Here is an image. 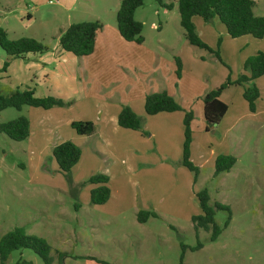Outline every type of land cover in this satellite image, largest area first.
<instances>
[{
	"label": "rangeland",
	"instance_id": "1",
	"mask_svg": "<svg viewBox=\"0 0 264 264\" xmlns=\"http://www.w3.org/2000/svg\"><path fill=\"white\" fill-rule=\"evenodd\" d=\"M121 1L60 0L59 4H48L47 0H0V28L9 40L30 38L52 45L69 25L98 21L116 41V60L110 68L116 81H121V74L130 82L158 80V73L151 74L156 62L136 63L139 56L143 58L149 52L156 53V58L166 61L167 66H173L175 57L179 61L182 57L187 75L181 96L188 103L193 87L202 92L216 89L227 77L234 82L241 74H248L243 69L248 58L264 53V38L232 39L218 19L204 23L199 17L192 22L211 52L190 46L179 24L178 0H162L172 5L170 10L155 0H145L134 13V20L142 25L144 41L141 45L126 43L116 29ZM252 1L253 15L264 16V0ZM186 44L188 51L184 49ZM3 52L0 48V56ZM77 60L84 68L87 62V74L103 72L101 61ZM3 76L0 74V78ZM251 83L260 92L253 113L243 99L246 85H232L221 94L227 111L220 122L208 133L200 124L192 132L190 161L198 169L196 180L183 169L192 179V189L184 186L180 174L173 172L164 179L158 169L142 166L143 160H133L128 171V157L121 154L115 166L112 158L96 163L97 168L112 167L111 176L106 175L111 182L110 197L105 205L92 206V186L81 185L73 197L66 178L57 170L51 157L57 136L48 137L40 127H33L21 142L0 135V238L19 228L26 236L45 241L51 264H97L95 260L107 264H179L181 244L187 247L184 264H264V76ZM10 91L0 87V95ZM77 110L63 112L65 117H73ZM33 111L44 112L27 106L20 111L8 108L0 113V123L19 116L29 118ZM145 125L143 122L147 137L150 133ZM83 145V168L88 169L87 162L94 160L92 155L100 158L90 152V143ZM220 155L233 156L236 162L228 172L214 176V162ZM89 173L74 167L70 180L74 186L79 185L88 180ZM204 189L210 206L217 202L228 207L231 214L230 223L224 227L228 213L216 211L214 219L221 233L213 242L210 232H195L191 222L193 216L201 214L195 194ZM118 202L124 205L118 208ZM145 202L149 206L145 207ZM139 212L155 216H148L141 224L137 221ZM107 213L119 215L113 219ZM197 241L202 248L192 251ZM19 259L43 264L31 250L12 252L6 264H15Z\"/></svg>",
	"mask_w": 264,
	"mask_h": 264
},
{
	"label": "trees",
	"instance_id": "2",
	"mask_svg": "<svg viewBox=\"0 0 264 264\" xmlns=\"http://www.w3.org/2000/svg\"><path fill=\"white\" fill-rule=\"evenodd\" d=\"M145 0H122L116 12V29L119 37L127 43L141 45L144 41L141 36L142 25L134 20L136 9L143 5ZM157 4L166 10H170L172 5L163 4L162 0H155ZM179 24L184 31L186 41L199 50L211 52L207 45L202 42L196 32L192 22L194 17H199L204 23H210L214 19L223 25L226 34L232 38L250 36L254 39L264 38V16L255 17L252 13L254 2L252 0H178ZM102 28L98 21L80 22L69 25L58 36V45L62 51L72 54L75 57H88L94 52L96 33ZM0 48L6 54V61L3 64L4 72L8 66L9 58L23 57L28 53L43 54L48 52V47L30 38H20L9 40L7 33L0 28ZM215 56L221 62L218 52ZM175 74L177 79L181 77L182 65L178 58L174 59ZM244 72L240 77L232 82L229 77L216 89L206 92L201 100L203 103V114L205 121V131L210 132L217 125L227 111V106L220 100L221 93L232 85H246L243 99L247 103L250 112L255 111V103L260 97V92L254 82L264 76V53H257L248 58L243 64ZM247 86L248 84H250ZM71 102H64L54 97L38 98L31 89L13 90L4 95H0V112L13 108L20 111L22 107L39 108L50 110L52 108H68ZM144 113L147 116L158 113L183 112V144L180 165L193 174L196 180L198 169L190 161V144L192 139L191 122L194 118L192 111H185L178 101L170 96L166 91L148 94L144 99ZM144 119L136 115L130 107L123 106L117 116V125L123 129L138 131L147 135L143 130ZM70 128L79 136H91L95 133V126L92 122H72ZM0 134L7 136L14 142H21L29 136V121L24 116H19L14 120L0 123ZM51 157L54 160L57 170L66 178L73 197H76L77 190L81 185L90 184L96 186L90 190L89 202L92 206L105 204L110 191L107 186L108 177L104 174H95L87 181L79 185H73L70 180V173L73 167L79 162L81 150L70 141H64L51 150ZM236 159L230 155H220L214 162V176L223 172H228L235 164ZM201 214L193 216L191 222L195 232L204 230L210 232V241H215L221 233L220 227L215 223L216 211H225L228 217L224 223L227 227L230 223L231 214L229 208L215 202L210 206V197L206 189L195 194ZM76 208L78 206L76 205ZM155 216L146 212H139L137 221L145 223L148 216ZM202 245L197 241L192 251L200 250ZM181 255L179 264L183 263V257L187 247L180 245ZM31 250L43 262L51 264L49 256V246L45 241L26 236L24 232L16 228L0 238V264H6L10 254L14 251ZM93 260V258H92ZM97 264H107L103 261L95 260ZM15 264H32L29 261L19 259Z\"/></svg>",
	"mask_w": 264,
	"mask_h": 264
},
{
	"label": "crops",
	"instance_id": "3",
	"mask_svg": "<svg viewBox=\"0 0 264 264\" xmlns=\"http://www.w3.org/2000/svg\"><path fill=\"white\" fill-rule=\"evenodd\" d=\"M104 30L105 28L102 26L96 33L94 52L88 57H81L103 62L102 73L87 74L89 69L87 68V62L84 68L83 65L79 64L78 57L62 51L58 45L59 35H57L55 43L45 45L49 49L46 53H28L23 57L9 58L6 70L0 73L4 74L0 78L2 80L0 87L12 91L31 89L38 98L50 96L72 103L68 108H52L43 110V113L33 111L31 117L27 118L29 132L31 133L33 127H40L41 132L48 137L57 136L58 141L56 142L70 141L78 146L81 152H83L82 145L90 143V152L95 156L98 155L100 159L98 160L92 155L94 160L87 162L88 169H84V158L81 155L80 162L74 166L75 168L79 167L82 173L90 171L88 178L97 174L95 170L110 177L112 167L102 166L97 168L96 163H104L105 158L108 160L112 158L115 166L116 159L121 154H125L130 162L125 165L128 171L132 169L133 160H143L144 164L142 166L152 167L153 170L158 169L159 173L165 176L164 179L173 172L180 174L184 178V186L192 189V179L185 174L183 170L185 168L180 165L184 139L183 112L158 113L147 116L144 113L143 104L148 94L166 91L178 101L183 110L193 112L194 118L191 122V131L196 130L198 124H200V128L208 133L205 131L201 98L209 90L200 92L193 87L191 89V101L188 103L181 96V89L187 75L183 69V58H180L182 74L180 79H177L174 60H172L173 66L164 65L166 61L163 62V59H157V54L154 52H149L150 55L143 58L139 56L136 63L156 62L157 65L152 69L151 74L158 73V80L141 81L137 79L130 82L121 74V81H116L113 74H110L111 65L116 60V54L113 51V43L116 41L113 36L108 35ZM188 44L184 46L185 51H188ZM160 48L161 43L159 44V51ZM6 59V54H1L0 69ZM108 63H111L109 67ZM172 72L174 74H171ZM220 100L224 102L221 95ZM123 106L130 107L136 115L144 119L145 129L150 133L149 136L146 137L138 131L123 129L117 125V116ZM75 108H78V110L73 117H65L63 111H71ZM74 121L92 122L96 128L95 133L91 136L77 135L70 128V124ZM63 128L66 129L63 130ZM56 142L53 143V147L60 144ZM192 145L191 143L190 146L192 147ZM110 184L111 182L107 186H110ZM91 186L92 189L96 187ZM144 204L147 207L148 204L146 202ZM123 205L122 202H118V208ZM107 215H111V218L116 219L119 213H107Z\"/></svg>",
	"mask_w": 264,
	"mask_h": 264
},
{
	"label": "built area",
	"instance_id": "4",
	"mask_svg": "<svg viewBox=\"0 0 264 264\" xmlns=\"http://www.w3.org/2000/svg\"><path fill=\"white\" fill-rule=\"evenodd\" d=\"M48 4H59L60 0H47Z\"/></svg>",
	"mask_w": 264,
	"mask_h": 264
}]
</instances>
